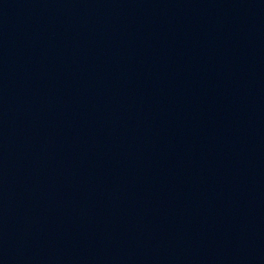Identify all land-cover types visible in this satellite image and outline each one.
<instances>
[{"label":"water","instance_id":"95a60500","mask_svg":"<svg viewBox=\"0 0 264 264\" xmlns=\"http://www.w3.org/2000/svg\"><path fill=\"white\" fill-rule=\"evenodd\" d=\"M0 264H264V0H0Z\"/></svg>","mask_w":264,"mask_h":264}]
</instances>
